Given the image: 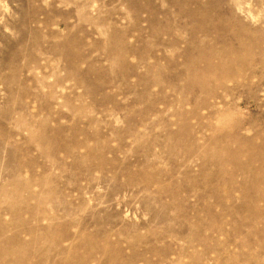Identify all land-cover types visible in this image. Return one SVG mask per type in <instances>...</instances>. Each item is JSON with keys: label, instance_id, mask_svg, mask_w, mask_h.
Wrapping results in <instances>:
<instances>
[{"label": "rangeland", "instance_id": "374dc122", "mask_svg": "<svg viewBox=\"0 0 264 264\" xmlns=\"http://www.w3.org/2000/svg\"><path fill=\"white\" fill-rule=\"evenodd\" d=\"M263 50L264 0H0V264H264Z\"/></svg>", "mask_w": 264, "mask_h": 264}, {"label": "bare ground", "instance_id": "6f19581e", "mask_svg": "<svg viewBox=\"0 0 264 264\" xmlns=\"http://www.w3.org/2000/svg\"><path fill=\"white\" fill-rule=\"evenodd\" d=\"M264 51V50H263ZM244 63L242 62L241 63V65H240V67L237 69L238 71H243L244 70V68H245V66H246V64H244ZM232 67H231V65L229 64V63H225V65H223V69L224 70H226V69H228L229 71H230V69H231ZM228 74V73H227ZM14 194V193H13ZM16 204V203H15ZM21 209H26L27 210V208H21ZM30 208L28 207V210H29ZM53 218V216H51V219ZM42 232L43 231H45V233H43V237H44V235L45 234H47L49 231H50V227L49 226H47V227H45V228H43L42 230H41ZM39 233V232H38ZM42 235V234H41ZM48 235V234H47ZM46 235V236H47ZM32 236H33V238H32V242H23V244H21V247H20V251H23L24 253L26 252V251H28L29 250V248H31L32 246H33V244L35 243V244H37V238L39 237H42V236H39L38 234H37V230L35 231L34 230V232H33V234H32ZM51 245V244H50ZM53 249H55V248H57L58 247V245H56V246H51ZM50 248V247H49ZM47 249H48V247H47ZM40 256H43L44 255V252H45V250L43 251L41 248H40ZM17 254H22L21 252H17ZM19 256H21V255H19ZM24 256V255H23ZM11 257H9L8 259H7V261H9V259H10ZM5 263V262H4Z\"/></svg>", "mask_w": 264, "mask_h": 264}]
</instances>
